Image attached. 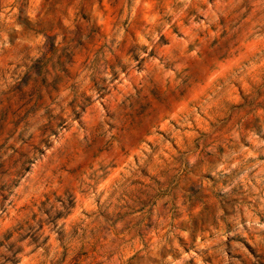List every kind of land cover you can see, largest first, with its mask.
I'll list each match as a JSON object with an SVG mask.
<instances>
[{
	"label": "rangeland",
	"instance_id": "374dc122",
	"mask_svg": "<svg viewBox=\"0 0 264 264\" xmlns=\"http://www.w3.org/2000/svg\"><path fill=\"white\" fill-rule=\"evenodd\" d=\"M0 264H264V0H0Z\"/></svg>",
	"mask_w": 264,
	"mask_h": 264
}]
</instances>
